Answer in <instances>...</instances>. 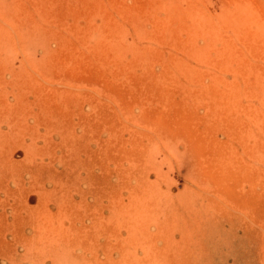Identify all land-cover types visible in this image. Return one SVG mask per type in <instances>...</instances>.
I'll return each mask as SVG.
<instances>
[{
	"label": "rangeland",
	"instance_id": "374dc122",
	"mask_svg": "<svg viewBox=\"0 0 264 264\" xmlns=\"http://www.w3.org/2000/svg\"><path fill=\"white\" fill-rule=\"evenodd\" d=\"M0 264H264V0H0Z\"/></svg>",
	"mask_w": 264,
	"mask_h": 264
}]
</instances>
